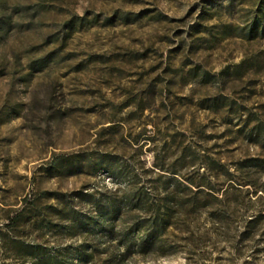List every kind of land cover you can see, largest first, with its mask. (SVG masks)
Masks as SVG:
<instances>
[{
	"label": "rangeland",
	"instance_id": "obj_1",
	"mask_svg": "<svg viewBox=\"0 0 264 264\" xmlns=\"http://www.w3.org/2000/svg\"><path fill=\"white\" fill-rule=\"evenodd\" d=\"M258 1L0 0V264H32L14 257L27 243L78 242L54 199L222 196L211 159L234 170L262 152L264 35L243 37ZM239 221L123 264H264V232L243 239Z\"/></svg>",
	"mask_w": 264,
	"mask_h": 264
},
{
	"label": "trees",
	"instance_id": "obj_2",
	"mask_svg": "<svg viewBox=\"0 0 264 264\" xmlns=\"http://www.w3.org/2000/svg\"><path fill=\"white\" fill-rule=\"evenodd\" d=\"M255 14L248 30L243 33L248 40L264 35V0L258 1ZM233 68L240 75L244 73L240 70V63ZM206 81L211 80L206 78ZM212 102L210 107L218 109L228 104V96H215ZM263 122L257 119L251 125L254 134L261 137V153L246 157L234 170L219 159H211L222 168L223 174L229 176L228 185L218 189L222 192L221 197L181 199L175 191H168L166 199H140L136 196L124 199H54L64 204L61 221L67 225L68 232L78 238V242L59 248H50L43 242L27 243L19 247L14 257L32 264H123L134 255L166 254L176 251L184 243L197 246L199 239L209 232L215 235L230 232L239 218L241 237L252 239L264 232V183H259L264 175ZM209 166L208 163L203 165L205 169ZM201 176L205 178L211 173L203 172ZM186 180L196 184L193 177ZM204 186L214 188L210 183L197 184L198 192H205ZM251 187H255L252 198L231 199V190L249 195ZM204 215L211 226L201 231L198 222ZM9 221L15 225L20 222L16 216L9 217ZM53 225L51 218L43 223L47 230Z\"/></svg>",
	"mask_w": 264,
	"mask_h": 264
}]
</instances>
